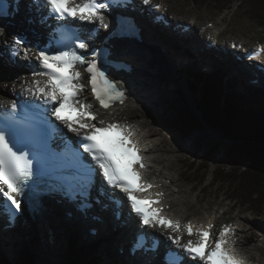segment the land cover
Wrapping results in <instances>:
<instances>
[{"label": "snow or ice", "instance_id": "snow-or-ice-1", "mask_svg": "<svg viewBox=\"0 0 264 264\" xmlns=\"http://www.w3.org/2000/svg\"><path fill=\"white\" fill-rule=\"evenodd\" d=\"M41 2L47 7L49 15H55L61 20L72 17L91 21L95 18L103 22L104 17L99 13L101 9L108 7V4L101 0H79V2L77 0H41ZM148 2L149 0H144V3ZM0 11L3 9L0 8ZM21 44L20 39H15L12 48L16 49ZM85 46L84 43H78L75 48L83 49ZM257 52H264V48L258 49ZM13 55H16L15 51ZM28 55L29 52L25 49V58ZM35 59L39 61L41 70L34 72L33 76L46 79L34 78L31 82L32 86L26 91L42 99L43 104L49 106L44 110L45 113L50 112L51 116L61 122L69 132L76 134L83 153L91 157L93 164L86 165L81 153L67 146L63 153H55L51 150L49 130H55L56 126L50 120H41L36 125L27 124L23 128L14 127L12 124L0 127V194L4 197L3 203H10L12 207L20 211V203L16 197L23 194L24 183L27 178L34 175L43 153L50 159L58 161V179L66 191L82 194L83 190L92 184L98 168L99 174L109 186L126 194L132 212L140 217L142 224L155 226L162 223L164 227L171 226L173 231L178 232L180 228L178 222L164 217H159L155 221L149 220L139 207L140 203L151 204L158 201H138L134 195L153 185L137 183L141 181V177L137 171L132 170V166L139 164L140 167H144V165L138 155L139 149L135 141L131 139L133 134L127 131V126L111 123L104 127L103 120L98 121L101 126L92 123L96 120L93 106L79 99L84 91V85L81 83V73L76 70V67L84 63L82 57L75 50H57L54 54L40 50L35 54ZM85 71L89 75L88 83L91 86L92 96L102 108H108L109 104L115 100L123 101L124 93L117 89L105 72L101 71L94 62L89 63ZM10 111L12 113L17 111L15 103L11 104ZM63 111L75 112L76 118L73 120L61 115ZM84 129L87 131H82ZM113 133L115 135H111ZM21 136L24 138L23 143L20 140ZM150 211L158 215L160 210L150 209ZM211 228L212 225L209 224L207 229H197L199 238L195 243L190 239L186 244H181L179 235L175 238L169 236V239L177 248L183 249L192 260H200L204 264H243L234 252L225 247L228 243L226 237L230 232V226L220 231L219 238L214 241V247L208 243L210 239L208 229ZM185 229L189 236L193 234L191 224L186 225ZM166 259L167 264H180L174 253H169Z\"/></svg>", "mask_w": 264, "mask_h": 264}, {"label": "rangeland", "instance_id": "rangeland-1", "mask_svg": "<svg viewBox=\"0 0 264 264\" xmlns=\"http://www.w3.org/2000/svg\"><path fill=\"white\" fill-rule=\"evenodd\" d=\"M166 2L170 9V17L186 24L190 22V19H196L197 24H195V27L196 31L198 30L199 33V30L204 29L205 25L211 27V25L216 23L219 28L216 25L215 30H219L218 32L224 31L222 40H229L230 42H233V40L245 41L244 43H248L249 45H253L256 41H264V27L259 26L254 21L248 20L247 17L241 15V11L237 10L238 3H234L231 9L224 10L221 15L216 18L215 11L211 7L203 9L198 8L192 4V0H166ZM209 38L210 37H208L207 40H209ZM163 46L166 47L165 45ZM170 65L172 64L170 63ZM151 66H153L155 70L159 69V66L155 63H151ZM167 69L168 71L164 70L162 72L168 73L172 77V80L163 77L166 76L165 74L163 76H157V74H147L143 72L141 75L149 81L157 79L163 82V84H167L165 87L162 86L158 90V96L161 100H166V103L152 104V109L156 113V116H152L149 113V109L144 110L143 106L147 107L150 104L144 98H140L139 100L141 103L139 102L137 104L136 101L130 104L126 110L123 109V113L121 112L120 115H117L121 116L117 118V123L127 121L131 119L132 116H135L136 121L146 122L148 129L158 130L156 134L158 140L162 139L164 135L171 136V138L176 141L178 140L175 154L177 158L174 157L175 155H170V157L167 156V158L173 162L176 161L169 167L168 173L171 175L170 177H176L178 179V186L186 191V193L183 194L185 205L177 208L180 210V216L184 217L185 220H190L194 218L200 219V217L205 218L211 214L219 218L222 216V213H224V218L219 220L220 223H223V220L227 222H230L229 220H232L231 222L238 221L243 226V230H250L252 233L251 235L246 233V244L244 246L241 245L238 250L245 253L247 257H252V255H254L256 257L255 263L264 264V244L262 243L264 238V217H256L252 212L245 208H240L238 205H234V203L228 201L226 195L220 188L217 189V186L213 187L211 172L204 173L201 170V172L197 173L190 172L188 169L190 163H199L201 160L200 157L217 144H219V151L216 160L221 162L223 160V154L228 151L231 144V142L227 140L226 135L209 125L208 117L205 113L202 114L204 109L198 95L189 90L192 85L198 83L194 81L193 78L189 77L188 73L203 72H199V70L195 68H182L183 70L174 72L170 68ZM17 83L18 80L13 74L9 84H4V81L0 77V91L7 95V91L16 87ZM2 86H4V88ZM237 90L239 92L243 91L240 84H238ZM105 115H108L109 120L107 121H112L114 118V116H110V114L106 113ZM178 119H183V122L176 131L164 130L165 123L171 122L177 125L176 120ZM192 125H194L195 129L189 130L188 127H193ZM193 136H197L198 143L195 145L193 144ZM161 149L165 150L164 144H162ZM195 168H197V166H195ZM213 169L214 167L210 170L212 171ZM199 174H207L205 180L201 183V179H196ZM17 233L20 239L26 236L21 228H18ZM20 246L21 244L18 243L17 250L14 252L16 258H18L19 248H21V250L24 249V247ZM72 246L69 247L68 245V250L70 251L67 250L68 254H66L64 259L62 257L60 264H70L72 259L70 253L74 248ZM116 251L117 247H114V253H116ZM31 255L32 259V252ZM12 261L15 262V258Z\"/></svg>", "mask_w": 264, "mask_h": 264}, {"label": "bare ground", "instance_id": "bare-ground-1", "mask_svg": "<svg viewBox=\"0 0 264 264\" xmlns=\"http://www.w3.org/2000/svg\"><path fill=\"white\" fill-rule=\"evenodd\" d=\"M163 6L167 7L166 5H163ZM19 20L24 21L22 24L25 28L31 27L29 25L30 22H27L24 18H19ZM190 23H192V21H190ZM139 25L141 28L144 29L145 34H146V37L143 35L142 39L151 43V48L153 50V56L155 54H160L164 58V61L167 64H170V63L172 64L170 66L172 67L173 71H181L184 68L198 69L200 67H206V68L212 69L216 66V61L214 59L215 57L207 54L203 46V43L204 42L205 43L215 42L216 35H219L221 32H218L216 30H212V31H216V32H212L209 28H204L202 30L200 29L199 30L200 33L198 32V30L197 31L195 30L193 36H188L184 41L181 42L182 47L175 48L171 43L163 41L161 38V34H158L157 32H154L153 30H151L145 22L140 21ZM19 34H20L19 30H15V29L12 30L11 28L5 27L3 23H0V47L4 46L6 49L5 44H8L10 41L15 39V37ZM208 37H212V38L210 40H207ZM29 39L31 42H29V45L27 46L28 49H31V48L33 49L40 43V41L32 37H30ZM231 42L230 44H233V42L232 43ZM235 44L247 46L246 43L240 42V41ZM163 45H165L166 47H164ZM32 51L34 52V54L33 55L31 54L30 60L33 61V60H36L35 59L36 52L35 50H32ZM4 60L0 58V69H1L0 71L1 72H4L5 70L4 65L6 64V62ZM135 62L133 61V64H135ZM151 63H152L151 61H147V63L145 64V67L143 68V71L147 72L148 74H157V76H163L165 74L166 76H163V77L172 80V77L168 73L167 74L165 72L163 73L162 72L163 70L161 69L155 70L153 66H151ZM15 67H19V70L22 71L23 73L20 79V87L14 90L16 93L21 95L22 91L26 92L27 85H29V87L32 86L31 82L35 77L25 72L26 63H24L23 60L22 62L17 63ZM232 74H235V67L232 68ZM238 75L240 76V74ZM35 79H39V78H35ZM135 79L137 81V85L132 87L133 94H132L131 100H129L124 106L114 110L113 114L110 115V116H114L112 121H107L109 120V118H108V115H106L107 119L104 121L105 123L102 126L106 127L108 124L117 123L118 121L117 118L121 117V116H117V114H121V112L123 113V109L126 110L129 107V105L136 102V100L138 104L140 102L139 100L140 98L141 99L144 98L150 104L147 107L146 106H143V107H144V110L149 109V113L152 116H156V113L152 109L153 108L152 104H162V102L166 103V100H161V98L158 96V90L162 86L165 87L167 84H163V82L158 81L157 79L149 81L145 77H142L141 75L136 76ZM6 83L9 84V81H6ZM2 87L4 88V86ZM79 97L84 102L88 101L89 99L88 93H85V92L82 93ZM11 101L12 99L10 97L0 92V107H5V105ZM105 114L106 113H104V115ZM99 120H102V119L96 115V120L92 121V123H96L97 126H101L98 123ZM127 121H124L125 125L131 126V132L138 139V143L141 146V149L144 150V155L148 161L149 168L144 173L147 180L153 181V179H158V182L163 183L165 185L167 204L171 206V209L170 211H168V213L174 218V221H182L181 219L182 217L180 216V213H179L180 210L176 208H179L180 206L185 205L183 194H185L186 191H184L183 188L178 186L177 184L178 179L176 177H170L171 175L168 173L169 167L172 166L176 161L173 162L172 160L167 158V156L170 157V155L176 154V144L178 140L176 141L175 139L171 138V136H168V135H164L162 139L158 140L156 137L158 130L148 129L147 123L136 121L135 116H132V118ZM194 137H197V136H193V138ZM162 144L165 145V150L161 149ZM174 157H176V155ZM167 180H170L172 182V187H169L167 185L166 183ZM213 220H217V217L210 215L208 217L198 219V222L200 224L203 222L205 223L209 221L211 222ZM109 221L112 223L113 227L117 228L118 223L115 222L112 217L109 218ZM188 221L194 222V220H188ZM91 225H93L94 228H99L103 230V228L96 223L92 222ZM236 225L240 227L238 224ZM19 228L25 231L27 226H25V224H21ZM32 229L33 228L30 227L29 231H31V233H32ZM17 230L18 228L15 231L4 236L3 238H0V250L9 251V250H14L16 248V243L18 240ZM41 231H43L41 232V234H43V241H45L43 242L44 244L41 245V243H36L34 241L36 237L34 238L33 236H31V240H30L33 243L35 242L33 249L32 247H29L28 249L29 252L33 253V264H60L62 257L64 259L66 254H68L67 252L70 251L68 250L69 247L74 245V244H71V242L75 243L77 247H81L82 243H86L82 240L85 237L83 233L81 232L73 233L72 228L69 227L66 224V222H62L60 220L55 221L52 224L42 226ZM108 231L109 233L106 235L108 239L106 240L104 250L109 252L110 255L105 254L102 260V264H113L114 261H120L121 264H126L124 262L125 256L118 254L117 251L116 253H114V247L118 248L119 246L122 245L123 242H127L128 240L127 239L118 240L116 233L111 232L110 229H105V232H108ZM240 232H243L245 234L248 233V235L252 234L250 230L246 231V230L240 229ZM25 234L27 235L28 233L25 232ZM177 235H179L180 238L182 237L180 233H174L171 230L165 231L160 234L161 238L166 243H170L171 241L169 239V236L173 237ZM87 240L89 242V240H92V239L87 237ZM246 241L247 239L241 240V238H239L238 244L244 246L246 244ZM262 242L264 243V239ZM233 252L235 254H238L234 250ZM243 254L246 255L245 253ZM240 257L243 259H248L253 264H256L255 263L256 257L254 255H252V257L250 256L244 257L240 255Z\"/></svg>", "mask_w": 264, "mask_h": 264}, {"label": "trees", "instance_id": "trees-1", "mask_svg": "<svg viewBox=\"0 0 264 264\" xmlns=\"http://www.w3.org/2000/svg\"><path fill=\"white\" fill-rule=\"evenodd\" d=\"M234 3L239 4L237 10L241 15L264 27V0H192L196 7H211L217 14L231 9ZM195 80L198 84L192 85L190 90L200 99L204 109L201 113L206 114L209 125L226 135L231 144L221 162L216 160L217 144L200 157L199 163H190L189 171L211 172L213 187L217 186L227 198L257 216L264 215V96L258 93L243 95L234 90L225 92L221 77L216 74L196 76ZM182 122L183 119H178L177 125L165 123L164 130L176 131ZM192 126L188 129L194 130ZM206 175L199 174L196 179H201V183ZM21 257L20 264H30L31 259L26 254ZM96 261L82 253H72L70 264H94Z\"/></svg>", "mask_w": 264, "mask_h": 264}, {"label": "water", "instance_id": "water-1", "mask_svg": "<svg viewBox=\"0 0 264 264\" xmlns=\"http://www.w3.org/2000/svg\"><path fill=\"white\" fill-rule=\"evenodd\" d=\"M164 125H165V124H164ZM211 148H212V147H211ZM211 148H210V149H211ZM210 149H209V150H210ZM209 150H208V151H209Z\"/></svg>", "mask_w": 264, "mask_h": 264}]
</instances>
